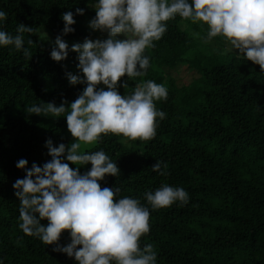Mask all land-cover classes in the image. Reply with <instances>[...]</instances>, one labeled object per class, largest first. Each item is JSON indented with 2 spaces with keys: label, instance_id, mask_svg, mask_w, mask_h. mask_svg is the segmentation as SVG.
<instances>
[{
  "label": "trees",
  "instance_id": "1",
  "mask_svg": "<svg viewBox=\"0 0 264 264\" xmlns=\"http://www.w3.org/2000/svg\"><path fill=\"white\" fill-rule=\"evenodd\" d=\"M96 2L0 0V11L7 13L0 30L14 36L18 24L34 29L23 34L20 50L0 45V264H77L74 257L53 251L56 244L23 233L13 184L33 163L43 167L51 160L47 140L67 145L61 136L67 129L64 114L30 115L26 107L71 103L83 91L67 78V73L75 75L78 53L69 50L65 60L54 61V44L42 41L39 29L54 40L62 36L69 49L86 38L104 40L106 32L85 23L95 17ZM77 8L84 14H76ZM69 11L75 31L63 35L62 15ZM166 28L143 53L150 61L146 74L124 76L117 85L125 95L146 80L167 88V100L154 102L157 111L166 113L163 120L156 119L155 137L140 140L135 148L125 147L121 135L102 134L84 151L103 150L120 169L116 177L105 176L101 187H119L117 199L136 198L149 209L150 231L140 238V246L153 245L156 264H264V72L235 51L211 48L203 22L176 15ZM210 41L227 44L222 36ZM178 72L188 75L178 77ZM125 82L126 89L121 86ZM20 159L28 161L26 169L16 167ZM157 161L167 164L166 176L152 171ZM80 167L85 173L91 164ZM164 184L183 188L188 203L153 209L145 193ZM70 242V233L63 232L59 245Z\"/></svg>",
  "mask_w": 264,
  "mask_h": 264
},
{
  "label": "clouds",
  "instance_id": "2",
  "mask_svg": "<svg viewBox=\"0 0 264 264\" xmlns=\"http://www.w3.org/2000/svg\"><path fill=\"white\" fill-rule=\"evenodd\" d=\"M92 30L107 33L104 40L86 38L83 43L69 45L58 35L50 56L54 61L68 57L69 50L78 53L77 74L67 73L72 85H86L74 102L63 100L33 104L28 114L66 117L67 129L74 142L53 146L46 141L51 160L43 167L33 163L23 179L13 184L20 200L19 228L25 235L38 237L44 244L57 246L55 252L67 254L77 264H156L157 253L152 244L141 248L140 238L150 231V211L136 198L117 199L119 187H101L105 176L120 174L117 163L103 150L87 152L82 145L94 144L102 134L122 135L131 140H151L156 135V119L166 113L157 111L155 101L167 100V88L152 80L141 81L134 92L121 95L117 85L121 78L142 77L149 68V58L143 53L154 47L166 32V22L179 15L193 23L208 26L205 42L222 36L232 48L264 72V0H97ZM83 15L84 9L77 8ZM7 18L0 11V21ZM63 35L74 32L76 21L71 11L62 15ZM33 27L18 24L16 35L0 30V45L22 49L24 33ZM123 35L124 39H119ZM198 35V34H197ZM34 43L33 40L28 41ZM24 56L32 58L23 49ZM106 86L99 88L98 85ZM125 89L128 84L121 85ZM67 161V162H65ZM91 164L80 173L69 166ZM28 161L20 159L16 167L26 169ZM153 172L166 176L167 164L157 161ZM153 209L171 206L179 201L187 204L188 193L183 188L162 185L145 193ZM47 220V225L41 223ZM70 233L71 242L59 245L61 234Z\"/></svg>",
  "mask_w": 264,
  "mask_h": 264
},
{
  "label": "rangeland",
  "instance_id": "3",
  "mask_svg": "<svg viewBox=\"0 0 264 264\" xmlns=\"http://www.w3.org/2000/svg\"><path fill=\"white\" fill-rule=\"evenodd\" d=\"M90 21H91L90 19H85V23L87 24L88 27H90L89 26L90 25ZM39 34H41V36H42V41H44L46 43H49V44H54V42H55L54 38L52 37V35L48 31H46V29H44V28L39 29ZM208 44L211 46V48H214L216 50H221L222 52L235 51V52L238 53V51L235 50L234 48H232L231 45H229L228 43L226 45L220 46V45H218V44H216V43H214L212 41H209ZM240 56H243V55L240 54ZM77 72H78V69L75 68V74H77ZM181 75H182V77H184V76H187L188 73H185V74L183 72H178L177 73V76L178 77L181 76ZM80 85L82 86V89L84 90V88L86 87V85H83V84H80ZM99 88H104L105 90H107L106 86H104L102 84L101 85H98V90H99ZM117 89H118L119 93L122 96L125 95L124 92H123V90H121L118 86H117ZM61 136L63 137V139H65L67 141V145H69L72 142H74L73 137L71 136V134L68 131V129H63L61 131ZM139 141H140L139 139H137V140H131V139H128L126 137H123L122 135L120 137V142L125 147H135L136 148L137 147L136 145H137V143ZM92 145L93 144L82 145V150L84 151L85 149L90 148ZM65 162H67V161H65ZM69 166L72 167L74 170L77 167H79L80 173L81 174H84L82 168L80 167V165H74V164H71L69 162Z\"/></svg>",
  "mask_w": 264,
  "mask_h": 264
}]
</instances>
